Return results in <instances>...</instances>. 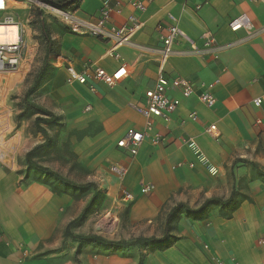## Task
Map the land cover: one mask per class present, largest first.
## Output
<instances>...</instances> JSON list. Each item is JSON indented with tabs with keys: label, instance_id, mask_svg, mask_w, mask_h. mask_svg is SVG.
Returning a JSON list of instances; mask_svg holds the SVG:
<instances>
[{
	"label": "crops",
	"instance_id": "0c3cea01",
	"mask_svg": "<svg viewBox=\"0 0 264 264\" xmlns=\"http://www.w3.org/2000/svg\"><path fill=\"white\" fill-rule=\"evenodd\" d=\"M141 1L147 5L144 13L126 8L121 16L113 17L120 25L137 13L145 23L134 45L116 51L118 57L111 55V43L71 32L54 14L45 25L53 41L49 64L58 66L63 78L69 67L78 71L101 68L107 73L123 65L130 69L131 79L120 86L94 82L95 91H91L74 84V91L83 96L75 104L79 111L90 107L80 125L97 129L86 143L94 154L104 156L99 164L116 160L127 166L121 183L125 191L135 197L144 195L141 186L147 184L153 187V195L147 202L142 196L138 202H91L96 186L106 187V174L82 197L71 185L37 169L46 168L45 154L55 149L45 146V135L37 127L24 134L14 125L20 136L19 150L9 164L0 163V264H212L214 256L226 264H264V129L257 124L258 120L264 124V106L253 105L264 95V3ZM100 7V0H81L76 14L94 19ZM243 15L251 19L252 30L233 33L230 23ZM172 25L199 47L207 31L218 45H230L218 57L173 55L164 68L169 78L184 77L197 86L215 84L217 104L207 108L199 100V90L183 99L170 123L154 122L150 136L160 135L162 142L154 145L148 139L132 157L117 142L128 129L144 128L145 119L133 106L144 102L145 91L158 78V50L165 29ZM175 48L181 51L189 46L182 41ZM34 117L44 119L39 127L49 134L52 119L39 113ZM211 126H216L217 137L207 131ZM48 138L50 143L52 137ZM188 139L197 144L206 161L192 151ZM92 181L72 182L86 185ZM207 201L219 203L196 214L181 211L165 238L167 217L175 207L196 211ZM78 237H96L106 243ZM150 238L164 239L114 245Z\"/></svg>",
	"mask_w": 264,
	"mask_h": 264
},
{
	"label": "built area",
	"instance_id": "2783aa9c",
	"mask_svg": "<svg viewBox=\"0 0 264 264\" xmlns=\"http://www.w3.org/2000/svg\"><path fill=\"white\" fill-rule=\"evenodd\" d=\"M21 0H0V25H17L19 28L17 42L11 44H0V78H6L10 75L16 74L23 62V46H24V31L19 23L16 21L11 11L13 4ZM101 7L98 15L94 19H84L79 17L76 12L62 11L51 7L52 13L64 24L71 32L77 34L90 35L103 42L112 44L110 51L111 55L118 57L116 51L124 46L134 45V37L143 29L144 21L141 20L137 13H144L147 10V5L141 0H100ZM253 2L264 3V0H252ZM126 8H131L134 12L131 13L126 22L117 25L113 21L114 16H121ZM17 22V23H16ZM233 33L242 31H250L253 28L251 19L246 16H240L233 20L229 25ZM159 29L164 30L162 27ZM166 34L162 38L163 46L158 50L160 56L158 78L154 86L144 93V102L133 106L136 113L145 119L143 130L130 128L117 142V147L130 156L138 155L140 148L148 139L152 144L158 145L162 142L160 135L153 138L150 136L154 128L156 119H162L166 123L171 122L172 115L178 110L182 104L183 99H188L197 94L199 91V100L207 108L212 109L216 106V98L213 94V87L215 84L195 85L192 81L184 77L169 78L165 74V65L169 58L173 55H185L204 57L213 55L218 57V54L227 48V46H220L217 44L214 35L207 31L202 37V45L197 46L196 42L191 39L184 31L177 25L168 27ZM254 33V32H253ZM188 44L189 48L177 51L175 46L180 42ZM131 79L130 69L123 65L113 73H107L101 68H85L81 71L73 67L67 69V82L70 85L79 84L87 86L91 91H95L94 82H102L109 87H116L124 84ZM199 90V91H198ZM5 90L2 88V92ZM256 108L264 106V95L256 98L253 101ZM90 110V107H87ZM196 117V114H193ZM258 125L264 124L261 120L257 121ZM210 134L217 137L216 126H211L207 130ZM188 146L197 154L201 161H206L201 154L197 144L192 140H186ZM20 147V136L16 127L11 122V113L3 107L0 101V163L9 164L17 155ZM183 164H178L182 167ZM110 171L123 181L128 174V167L122 164H115L110 167ZM210 171L216 174L217 171L211 168ZM153 191L151 185L143 184L141 186V193L146 195ZM135 196L132 193L123 192L122 199L124 202H132ZM264 242V241H263ZM262 242V243H263ZM209 247L205 246L207 250ZM212 264H226L218 257L211 258ZM233 264H239L233 261Z\"/></svg>",
	"mask_w": 264,
	"mask_h": 264
},
{
	"label": "rangeland",
	"instance_id": "374dc122",
	"mask_svg": "<svg viewBox=\"0 0 264 264\" xmlns=\"http://www.w3.org/2000/svg\"><path fill=\"white\" fill-rule=\"evenodd\" d=\"M51 14V7L42 0H21L13 4L11 15L19 21L24 31L23 62L16 74L0 78V96L2 88L5 90L2 105L10 111L12 124L17 125L24 134L36 129L34 108H45L52 113L54 119L50 122L48 134L52 138L45 146L51 145L55 149L45 154L46 168H51L75 185L76 188L72 190L81 192L82 197H87L91 188L87 184H74L73 180H93L88 184L96 186L101 174H106L110 187H107V183L104 189L96 186L91 202H124L122 194L128 191L122 187L123 181L110 171V167L118 162L113 160L101 166L99 161L104 156L94 154L90 144L86 143L97 129L80 125L85 113L89 112L86 106L80 111L76 109L75 103L79 99L82 102L83 96L74 91L75 85L68 84L58 66L48 64L45 67L47 43L42 28ZM76 122L79 126L75 125ZM81 146H85V149L82 150ZM152 195L153 191L146 195L138 194L132 202H138L141 196L147 202ZM102 216L98 214V220H102Z\"/></svg>",
	"mask_w": 264,
	"mask_h": 264
},
{
	"label": "trees",
	"instance_id": "16d2710c",
	"mask_svg": "<svg viewBox=\"0 0 264 264\" xmlns=\"http://www.w3.org/2000/svg\"><path fill=\"white\" fill-rule=\"evenodd\" d=\"M46 5L56 8V9H60L62 11H71V12H77L80 9V4H81V0H42ZM43 34L45 36L46 39V43H47V48H46V54H45V67L49 64V59L50 56L53 53V41L51 39L50 36V32L47 29L45 23L43 24ZM36 111V114H43L49 117V119H54V116L52 113H50L47 110L44 109H40V108H34ZM44 121L43 118L41 117H37L35 119V125L37 127V129L42 132L45 137L47 138L45 144L49 143V138H48V134L46 131L41 130L39 127V124L42 123ZM32 155V152L27 154V160H30V157ZM37 169L41 170V171H45L46 173L54 176L56 179L60 180L61 182H64L68 185H71L72 187H76L75 185L71 184L69 181L65 180L64 178H62L61 176H59L58 174L52 172L51 170L47 169V168H40L37 167ZM88 187H93V184H87ZM78 188V187H77ZM216 201V200H215ZM219 202H213V201H207L205 202L198 210H189L187 207H185L184 205H178L177 207H175L170 214L167 217V223H166V236L169 234L170 231V224L171 222L176 219L179 218V213L181 211H186L187 214H196L198 212H202L205 209H207L209 206L216 204ZM79 240L82 241H97V242H101V243H106L105 241L96 238V237H78ZM164 239V238H163ZM163 239H156V238H150V239H137L131 242H124V243H115L114 245L117 246H134V245H141V244H145V243H154V242H160Z\"/></svg>",
	"mask_w": 264,
	"mask_h": 264
},
{
	"label": "bare ground",
	"instance_id": "6f19581e",
	"mask_svg": "<svg viewBox=\"0 0 264 264\" xmlns=\"http://www.w3.org/2000/svg\"><path fill=\"white\" fill-rule=\"evenodd\" d=\"M19 28L15 25H0V44H11L18 40Z\"/></svg>",
	"mask_w": 264,
	"mask_h": 264
}]
</instances>
